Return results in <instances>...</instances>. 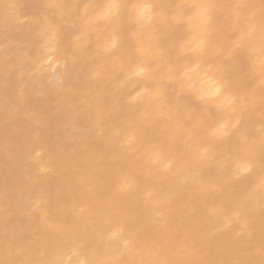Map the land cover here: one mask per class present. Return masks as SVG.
<instances>
[{"label":"bare ground","instance_id":"1","mask_svg":"<svg viewBox=\"0 0 264 264\" xmlns=\"http://www.w3.org/2000/svg\"><path fill=\"white\" fill-rule=\"evenodd\" d=\"M108 2L0 0V264H264L257 251L264 246V197L253 191L264 175L259 61L242 66L235 116L215 110L209 116L195 99L180 101L172 85L159 106H129L139 82L124 78L133 59L157 69L190 62L181 48L199 33L200 20L178 6L217 5L210 31L216 46H226L248 26L247 11L236 15L232 5L256 6L259 26L262 0H118L155 9L146 24L125 10L115 24L124 49L114 57L101 51L110 29L98 6ZM46 4L61 7L45 10ZM42 15L54 16L62 34L79 29L87 50L62 88L52 70L39 84L30 76L29 62L43 55L34 43V20ZM63 50L61 43L53 55ZM129 51L135 55L124 54ZM93 71L98 75L90 79ZM161 81L171 83L161 72L145 86ZM234 118L239 128L199 158L195 145L208 142L207 129ZM193 126L196 141L185 135ZM130 131L136 142L128 147L122 140ZM246 162L253 167L240 183L235 165ZM123 180L131 187L121 189ZM216 184L223 191H214ZM244 199L241 222L221 233L222 217L211 209H231Z\"/></svg>","mask_w":264,"mask_h":264},{"label":"snow or ice","instance_id":"2","mask_svg":"<svg viewBox=\"0 0 264 264\" xmlns=\"http://www.w3.org/2000/svg\"><path fill=\"white\" fill-rule=\"evenodd\" d=\"M15 9L16 5L11 6ZM45 10H54L60 5L46 4L42 5ZM85 8L88 6L85 5ZM178 7H188L195 11L197 18L200 20L199 33L187 42L185 47L181 48L184 53V59H188L189 63L178 61L170 62L163 68L157 69L153 63H138L133 59L127 66V74L125 79L137 80L138 86L133 90L135 95H130V99L126 101L129 106L140 107L146 103H150L153 107L159 106L167 97V89L169 85L179 90V100L183 101L188 97L195 99L200 105L208 109V115L215 112H229L234 116L236 114V105L238 97L234 94V88L238 83V77L243 75L242 66L247 61L258 60L261 65L262 73H264V0L260 5V24H256V6L249 4H235L232 8L236 15L241 10L247 11V28L243 31H237L231 39V43L226 46H216L211 35V12L217 7L214 4H193ZM155 6L143 2L124 5L118 0H111L106 4L98 6L99 17L105 23L109 24L110 34L106 33L105 40L101 51L109 57L118 56L124 49V38L122 32L115 27L122 15L127 10L133 18L140 24L151 23L154 15ZM86 18V17H85ZM36 30L34 43L38 46V50L43 53L35 62H29L32 69L30 76L36 83L46 76L48 70H52L55 75L53 77L55 86L62 88L64 86L63 78L70 75L72 70L84 60L86 49L80 44V37L76 35L79 29L74 31H65L62 34L63 25L57 22L54 16H40L34 20ZM75 35V40L71 37ZM64 43L62 55L54 56L60 44ZM209 52L215 54L214 60L206 59ZM125 55H135L132 52L124 53ZM53 65L56 68L53 69ZM21 75H27L22 69ZM164 72L167 80L154 84L152 87L145 86V83L151 81L155 75ZM98 73L95 71L89 74L90 79H95ZM51 83V82H50ZM264 84V79H262ZM176 103V102H175ZM166 107V105H165ZM181 107L187 108L189 105L183 104ZM163 115V110H161ZM168 114L172 115V110L168 109ZM240 120L234 118L231 120H219L207 129V143H196L194 151L198 157L206 158L212 146V143L221 141L233 134L239 128ZM185 135L191 141H196L197 127L185 129ZM123 145L131 147L136 142V136L133 132H128L123 140ZM262 153H264V145H262ZM169 163L164 165L165 168L170 167ZM253 165L251 163H237L233 176H239L248 173ZM131 185L123 180L121 189H128ZM214 191H223V186L216 184L212 186ZM253 191H259L264 197V175H261L258 183ZM151 196V193H147ZM247 211V200H241L235 203L231 209L224 207L213 208L211 212L219 214L222 217L221 229L230 228L233 224L240 223ZM113 232L111 235L115 236ZM264 257V246L257 250ZM81 264H84L82 261Z\"/></svg>","mask_w":264,"mask_h":264},{"label":"rangeland","instance_id":"3","mask_svg":"<svg viewBox=\"0 0 264 264\" xmlns=\"http://www.w3.org/2000/svg\"><path fill=\"white\" fill-rule=\"evenodd\" d=\"M235 180L241 183V182H244V181H248L249 179H248L247 175H241L238 178H235ZM249 182H251V180ZM217 229L223 234H225L227 231H229L228 228L227 229H221L220 226ZM230 234H228L227 236H229ZM233 238H234V236H233ZM151 245H153L155 247L156 246V242L155 241L151 242Z\"/></svg>","mask_w":264,"mask_h":264}]
</instances>
